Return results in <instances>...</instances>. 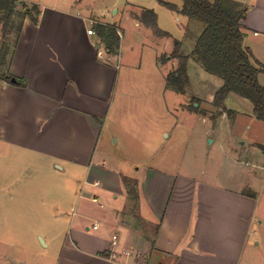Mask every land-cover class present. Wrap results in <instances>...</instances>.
Returning a JSON list of instances; mask_svg holds the SVG:
<instances>
[{
	"label": "crops",
	"instance_id": "0c3cea01",
	"mask_svg": "<svg viewBox=\"0 0 264 264\" xmlns=\"http://www.w3.org/2000/svg\"><path fill=\"white\" fill-rule=\"evenodd\" d=\"M233 1L247 8L244 47L264 69V0ZM35 6L38 23L25 18L9 68L26 86L0 83V191L25 190L27 197L13 201L29 207L39 204L30 195L38 183L51 195L40 204L52 207L51 213L44 211L39 218L49 225L32 234L43 245L42 250L33 248L40 254L39 264H240L247 246L251 253L245 264H264L255 254L260 243L249 244L256 198L246 178L207 181L196 169L171 174L129 158L131 141L122 132L134 117L142 119V111L164 109L170 72L160 64H178L173 52L154 48L153 63L121 71L122 26L98 21L120 34L118 53L110 54L96 29L88 34L81 14L56 5ZM145 10L151 9L124 13L141 44L142 35L155 40L137 19ZM166 54L170 57L162 62ZM258 79L264 86V72ZM132 95L139 101L133 103ZM148 142L138 143L141 152L156 151ZM239 160L234 156L232 161L238 165ZM125 179L137 181V200L129 195ZM95 224L99 228L88 233ZM124 250L139 251L144 260L111 258L113 251Z\"/></svg>",
	"mask_w": 264,
	"mask_h": 264
},
{
	"label": "rangeland",
	"instance_id": "374dc122",
	"mask_svg": "<svg viewBox=\"0 0 264 264\" xmlns=\"http://www.w3.org/2000/svg\"><path fill=\"white\" fill-rule=\"evenodd\" d=\"M162 1L175 5L178 9L182 6V0H16V11L23 13L24 6L32 8L35 4L56 5L85 17L86 28L95 30L98 21L122 26L125 39L123 53L121 49L119 51L121 71L130 65H135L133 69L138 70L140 67H136L141 63L145 68V64L153 63L151 58L154 48H158L162 53H167L168 50L174 52L176 42L180 43L179 53L189 57L188 83L183 92L166 86L163 110H158L157 113L144 110L141 114L142 119L139 116L131 119L128 131L122 132L131 141L132 148L129 152L133 155L129 158L137 162L148 161L154 168L173 172L171 174L196 169L197 176H203L207 181L219 182L222 176L228 183L246 178L256 198V210L251 226L253 234L249 244L252 246L260 243L255 254L260 255L261 263L264 259V122L259 121L254 115L251 102L235 94H230L221 107L215 105V97L223 81L206 72L191 56L203 32L204 24L189 20L179 12L168 9L161 3ZM128 8L137 11L141 8L154 10L160 23L158 29L164 34L157 36L150 29L148 33L151 37L154 35L155 40L142 35L143 44L148 45L143 47L141 42H137L138 32L136 33L133 21L125 20L124 13ZM93 20L96 21V25L92 27L90 21ZM21 21V16L17 14L8 20L5 11L0 9V56L3 46L12 51ZM144 29L145 27L139 29L140 35ZM166 42H169L170 46H165L164 50ZM170 55L162 56V62ZM166 64L169 65L160 64V69L165 72L175 71L179 67V62ZM4 68L2 66L0 71ZM141 81L143 82L142 79ZM142 85L144 86L140 83L138 87ZM132 96L133 103L139 101V96ZM223 113L224 117L221 118ZM141 139H147L149 141L147 144L150 147L154 145L156 151L151 147L149 151L141 152L138 147ZM153 153L158 154L147 159ZM234 156H238L241 163L234 165L232 161ZM42 184L44 183H38L37 191H31L30 194L32 198L37 199L39 204L36 206H18L14 203L13 198L17 197V200L19 197L28 196L23 189L0 191V264L40 263V254L33 248L42 250V241L33 238L32 234L44 232L49 223L39 218L44 215V211L51 213L49 211L52 208L40 206L51 196L40 187ZM250 253V246H247L240 264L249 261Z\"/></svg>",
	"mask_w": 264,
	"mask_h": 264
},
{
	"label": "trees",
	"instance_id": "16d2710c",
	"mask_svg": "<svg viewBox=\"0 0 264 264\" xmlns=\"http://www.w3.org/2000/svg\"><path fill=\"white\" fill-rule=\"evenodd\" d=\"M172 11L179 12L189 20L204 24V30L198 38L192 57L211 75L222 79L223 85L215 97V105L221 107L229 94H235L252 103L254 115L264 122V86L259 83V75L264 72L258 63L253 61L250 52L244 47V26L247 8L233 0H182V7L161 2ZM23 7V13L16 11V0H0V9L5 11L9 20L13 15L21 16V24L17 29V41L10 52L2 47L0 56V83L7 82L16 87H25L26 82L10 73V63L22 32L23 22L29 17L38 23L39 11L37 7ZM36 13V14H35ZM137 19L152 29L157 36L164 33L158 29L157 15L152 10L142 11ZM98 36L105 44L110 54H117L120 48V36L116 28L108 25L95 26ZM180 43L176 42V49L171 58L179 62L177 70L167 76V87L183 92L187 83V62L189 57L179 53ZM194 104V103H193ZM193 106V105H192ZM194 109H196L193 106ZM129 195L138 199L137 181L125 179Z\"/></svg>",
	"mask_w": 264,
	"mask_h": 264
},
{
	"label": "built area",
	"instance_id": "2783aa9c",
	"mask_svg": "<svg viewBox=\"0 0 264 264\" xmlns=\"http://www.w3.org/2000/svg\"><path fill=\"white\" fill-rule=\"evenodd\" d=\"M90 24L93 27L94 25H96V21H90ZM88 34L89 35H94L95 34L94 29L93 28L92 29L90 28L88 30ZM98 228H99V225L98 224H95V225H93L92 228H88L87 231H88V233H92L93 231H96ZM117 240H118V237L117 236H114L113 237V246H114V248L117 247ZM120 257L133 258L134 261H135V263L136 262H142L144 260L143 254L141 252H139V251L133 253L131 251L124 250V251L121 252V254H118V253H116V252L113 251V254L111 255V258L113 260H118Z\"/></svg>",
	"mask_w": 264,
	"mask_h": 264
}]
</instances>
